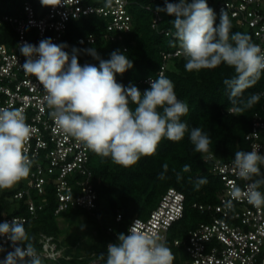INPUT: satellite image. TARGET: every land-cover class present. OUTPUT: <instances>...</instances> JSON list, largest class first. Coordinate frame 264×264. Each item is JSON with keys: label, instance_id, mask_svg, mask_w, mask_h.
<instances>
[{"label": "clouds", "instance_id": "9594fccd", "mask_svg": "<svg viewBox=\"0 0 264 264\" xmlns=\"http://www.w3.org/2000/svg\"><path fill=\"white\" fill-rule=\"evenodd\" d=\"M40 3L49 7L59 5L57 0ZM111 4L112 0H107L106 6ZM156 12L174 17V36L186 59L187 71L214 69L222 63L234 69L235 75L223 80L233 105L232 113H243L260 101V93H251L247 98L243 94L261 79L264 52L247 33L230 35L232 25L225 9L220 11L218 25L207 0H164V7L158 6ZM67 47L66 43L54 44L51 38L41 40L38 46L27 42L19 46L26 57L21 69L43 86L49 116L63 133L124 168L132 167L141 157L154 155L162 139L179 142L186 133L196 152L209 151V135L199 127L190 129L182 120L189 112L188 104L178 99L174 83L162 72L141 93L134 84L117 83L116 74L133 67L132 60L119 49L110 53L108 60L102 59L95 48L86 49L88 55L99 61L97 67L87 63L81 66L79 50L73 48L69 54L64 51ZM35 131L22 110L0 107V189L12 188L29 176L34 158L28 155L26 144ZM262 164L264 155L259 151L235 152L233 165L238 176L251 182L244 192L232 186V199L224 203L226 209H234L232 201L241 196L255 208L264 207V192L259 190L264 187V173L259 167ZM162 167L160 180L167 178L168 165ZM190 170V165L183 166V172ZM176 179L179 182L183 177L176 173ZM207 182L206 178H197L195 190ZM140 223L137 219L127 234H118L117 243L107 245L106 264H173L171 249L155 232L141 230ZM0 237L11 242L13 249L0 264H42L23 222L13 219L0 223ZM4 251L0 243V252ZM104 255L101 253V258Z\"/></svg>", "mask_w": 264, "mask_h": 264}, {"label": "trees", "instance_id": "16d2710c", "mask_svg": "<svg viewBox=\"0 0 264 264\" xmlns=\"http://www.w3.org/2000/svg\"><path fill=\"white\" fill-rule=\"evenodd\" d=\"M26 0H0V15L8 13L17 15L23 8ZM35 8H39L40 0H28ZM177 2V0H169ZM190 2V0H189ZM127 8L132 15V27L129 31H122L115 40L105 36L106 20L101 16H85L72 20L68 24V30L64 34V43L70 53L73 48L79 50L78 62L99 66V61L86 53V49L95 48L100 57L104 60L110 59V53L119 49L133 62V67L123 74H116L120 84L128 86L134 84L141 93L150 88L145 82L148 76H158L163 63L166 64L164 75L174 83V90L178 99L186 102L189 112L182 117L189 128L199 127L207 133L211 139L209 151L198 153L189 140L188 133L179 142H173L166 138L162 139L157 151L152 156L141 157V159L130 168H124L114 164L110 158L96 155L90 150L89 166L92 170L93 188L97 191L96 207L85 209L81 207L68 208L55 214L54 210L58 205L51 178L45 186L43 194L32 191V196L37 204L42 198V209H38L35 215L28 211L26 200L13 198L18 189L25 187L27 178L21 180L17 186L9 189H2L0 193V219L3 214L25 215L29 217L24 223L29 235L33 237V243L37 250L42 246L41 234L54 237L61 247L58 237L64 232L59 224V218L64 219L72 214L74 220L68 223H75L77 217L86 225L88 230L82 235H72L74 239L70 246L64 250V256L56 260L41 259L42 264H87L90 260L100 257L104 253L101 264H106V251L109 243L118 242V234H127L129 224L134 217L147 216L158 205L162 196L170 187L177 188L185 195L184 214L169 228L175 229L169 234L167 246L174 254L175 264H181L180 255L185 257L186 247H174L175 238H186L191 229L199 226L202 222H210L215 214V206L220 202L218 197L222 188L221 177L213 170V163L206 158L208 153L215 157L227 160L234 157L237 151L250 150V140L247 134L253 128L255 114L264 119V73L255 86L244 91V98L251 93H260V101L251 109L243 113H232L233 107L229 100L228 92L223 80L235 75L234 69L221 64L214 69H201L189 72L185 69L186 59L182 53L164 58V53L174 52L181 49L179 41L175 38V28L172 24L174 17L165 12L161 13V19L156 27L152 26L153 12L146 8L150 5L153 9L158 6L164 7V0H128ZM216 14L215 24L220 22V11L218 5L221 0H207ZM264 10V0L262 1ZM231 21V33H247L254 41V31L249 26L241 25L237 17L228 12ZM93 34L96 40L93 43H80L79 37ZM126 48V50L124 49ZM135 107V104H131ZM168 165L165 174L166 179H158L163 171V165ZM190 165L189 172H183V166ZM176 173L183 177L179 182ZM206 178L207 184L202 185L197 191L194 188V181L197 178ZM191 179V182H190ZM211 205L210 209H201L199 206ZM143 218V217H141ZM67 221V220H66ZM87 236L88 242L82 239ZM82 242L79 244V240ZM0 243H2L0 239ZM86 245V247H85ZM89 245V246H88ZM4 252H0V262L7 253L12 251L11 245H4ZM75 247V248H74ZM89 247V248H88ZM93 252H95L93 254ZM86 253V254H84ZM68 255L71 256L68 258Z\"/></svg>", "mask_w": 264, "mask_h": 264}, {"label": "built area", "instance_id": "2783aa9c", "mask_svg": "<svg viewBox=\"0 0 264 264\" xmlns=\"http://www.w3.org/2000/svg\"><path fill=\"white\" fill-rule=\"evenodd\" d=\"M221 1L218 11L223 8L237 17L241 25L251 27L254 31L253 43L264 52L263 0ZM127 2L128 0H112L111 6H106L107 0H57L59 5L56 7L40 4L39 8H35L26 0L19 14L0 15V107L22 110L26 122L36 130L26 144L28 155L34 158L33 166L25 187L13 194L16 199L28 196L26 203L32 215L42 209L45 201L42 198L40 204H37L32 191L43 194L50 178L58 201L55 214L68 208L96 207L97 191L91 180L90 150L56 127L49 116L50 109L44 100L43 86L20 67L26 57L20 53L19 46L25 42L38 46L46 38H51L57 45L64 43L69 22L85 16L105 18L104 34L115 40L118 33L129 31L132 27V15L128 11ZM146 8L153 12L152 26L155 28L161 19V13L150 5H146ZM95 40L96 36L93 34L78 38L80 43L86 44ZM124 49L126 50L125 47ZM64 51L71 54L66 48ZM180 53L182 50L177 49L164 53L163 56L168 58ZM165 67L166 64L163 63L159 73H164ZM151 79L155 77L148 76L145 82L150 84ZM116 81L119 83L117 78ZM253 123V128L246 137L251 145L248 151L256 150L264 155V119L255 114ZM206 158L212 161L213 170L223 182L218 195L220 202L215 206L218 214L214 215L212 221L202 222L191 229L186 238L174 239V247H186L187 255H180L179 261L181 264H264V207L255 208L247 203L244 196L232 201L234 209L224 207V203L232 199V186H238L244 192L251 181L238 176L233 165L234 157L223 160L208 153ZM259 190L264 192V187ZM184 202V193L170 187L147 218L134 217L128 229L139 219L141 230L155 232L167 246L169 228L184 214ZM199 207L204 210L205 207L210 209L212 206L201 204ZM13 219L25 223L29 217L3 214L0 223L11 222ZM0 239L2 244L11 245L4 237ZM40 240L42 246L37 251L41 259L56 260L64 256L53 236L42 233ZM101 263L102 258L96 257L87 264Z\"/></svg>", "mask_w": 264, "mask_h": 264}, {"label": "rangeland", "instance_id": "374dc122", "mask_svg": "<svg viewBox=\"0 0 264 264\" xmlns=\"http://www.w3.org/2000/svg\"><path fill=\"white\" fill-rule=\"evenodd\" d=\"M259 167L261 169V172L264 173V164L260 165ZM18 184L19 183L15 184V186H17ZM1 192H2V189H0V193ZM141 217L145 218V216H141ZM78 219H81V217H77V220H75L76 222L72 224V223H68V221L71 222L72 220H74V218L72 217V214L68 215V217L65 218V220L59 218V224H60V226L62 228H64V232L58 237L59 242L62 243V245L60 247L61 248L60 250H62L63 253L65 251L64 249L67 246H70L73 243L72 241L74 239H71L72 238V235L73 236L76 235V234L82 235V232L88 230V228H89L88 227L89 224L86 225L82 220H78ZM174 230L175 229H171L169 231V234H173ZM82 239H85V241H86L87 244H89V245L92 244L91 242H88L87 236H83ZM82 239L79 240V244H80V242H82ZM85 247H86V245H85ZM93 253H95V252H93ZM84 254H86V253H84Z\"/></svg>", "mask_w": 264, "mask_h": 264}, {"label": "crops", "instance_id": "0c3cea01", "mask_svg": "<svg viewBox=\"0 0 264 264\" xmlns=\"http://www.w3.org/2000/svg\"><path fill=\"white\" fill-rule=\"evenodd\" d=\"M94 254V253H93Z\"/></svg>", "mask_w": 264, "mask_h": 264}]
</instances>
